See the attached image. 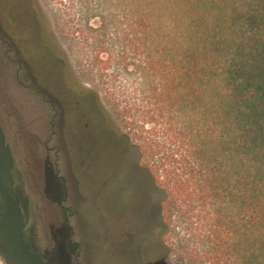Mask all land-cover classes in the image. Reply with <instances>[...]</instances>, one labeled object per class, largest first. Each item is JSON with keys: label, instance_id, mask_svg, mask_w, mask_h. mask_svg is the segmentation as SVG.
Here are the masks:
<instances>
[{"label": "rangeland", "instance_id": "rangeland-1", "mask_svg": "<svg viewBox=\"0 0 264 264\" xmlns=\"http://www.w3.org/2000/svg\"><path fill=\"white\" fill-rule=\"evenodd\" d=\"M30 2L0 0V264H161L151 180L118 127L88 101L85 76L42 39L38 5L48 0ZM188 5L166 7L179 13L178 27L189 21ZM197 10L220 59L237 49L236 65L261 62L264 3L198 0ZM222 74L216 69V84ZM211 88L214 121L223 97L219 85ZM236 96L227 165L264 182V104Z\"/></svg>", "mask_w": 264, "mask_h": 264}, {"label": "trees", "instance_id": "trees-1", "mask_svg": "<svg viewBox=\"0 0 264 264\" xmlns=\"http://www.w3.org/2000/svg\"><path fill=\"white\" fill-rule=\"evenodd\" d=\"M173 2L48 0L37 21L53 56L85 76L88 101L136 150L155 194L161 264H264V182L226 161L236 94L264 104V52L250 68L236 65L237 49L220 59L216 36L197 23L198 0L183 28L166 9ZM213 85L223 97L214 121ZM260 134L264 169L263 125Z\"/></svg>", "mask_w": 264, "mask_h": 264}, {"label": "flooded vegetation", "instance_id": "flooded-vegetation-1", "mask_svg": "<svg viewBox=\"0 0 264 264\" xmlns=\"http://www.w3.org/2000/svg\"><path fill=\"white\" fill-rule=\"evenodd\" d=\"M32 230L29 231V237L32 235ZM30 242L33 244V239L32 237H30ZM38 251V250H37ZM39 252V251H38ZM40 253V252H39ZM41 254V253H40ZM42 256V255H41Z\"/></svg>", "mask_w": 264, "mask_h": 264}, {"label": "water", "instance_id": "water-1", "mask_svg": "<svg viewBox=\"0 0 264 264\" xmlns=\"http://www.w3.org/2000/svg\"><path fill=\"white\" fill-rule=\"evenodd\" d=\"M152 215L154 216V212L152 213Z\"/></svg>", "mask_w": 264, "mask_h": 264}]
</instances>
